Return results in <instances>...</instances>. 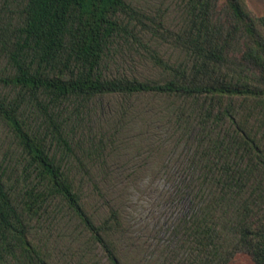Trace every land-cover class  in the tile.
<instances>
[{"label":"trees","instance_id":"obj_1","mask_svg":"<svg viewBox=\"0 0 264 264\" xmlns=\"http://www.w3.org/2000/svg\"><path fill=\"white\" fill-rule=\"evenodd\" d=\"M166 205L135 219L134 193ZM264 264V6L0 0V264Z\"/></svg>","mask_w":264,"mask_h":264},{"label":"rangeland","instance_id":"obj_2","mask_svg":"<svg viewBox=\"0 0 264 264\" xmlns=\"http://www.w3.org/2000/svg\"><path fill=\"white\" fill-rule=\"evenodd\" d=\"M248 7L257 15L262 13L264 0H245ZM162 192H171V187L163 181H158L153 185V188L146 190L142 194L134 193L132 201L135 206V219L138 221L150 220L154 217L159 218L160 222L166 221L168 218H173L179 213H184L187 210L185 201H178L166 206L159 195ZM232 264H252L251 260L243 254H239Z\"/></svg>","mask_w":264,"mask_h":264}]
</instances>
